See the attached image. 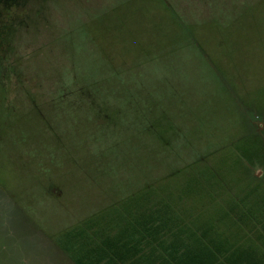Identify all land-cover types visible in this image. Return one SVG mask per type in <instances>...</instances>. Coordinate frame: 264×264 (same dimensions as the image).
<instances>
[{
  "label": "rangeland",
  "instance_id": "1",
  "mask_svg": "<svg viewBox=\"0 0 264 264\" xmlns=\"http://www.w3.org/2000/svg\"><path fill=\"white\" fill-rule=\"evenodd\" d=\"M256 138L264 0H0V264H75L67 230Z\"/></svg>",
  "mask_w": 264,
  "mask_h": 264
},
{
  "label": "trees",
  "instance_id": "2",
  "mask_svg": "<svg viewBox=\"0 0 264 264\" xmlns=\"http://www.w3.org/2000/svg\"><path fill=\"white\" fill-rule=\"evenodd\" d=\"M256 139L232 154L231 170L264 166V142ZM225 158L194 164L177 192L148 189L114 221L91 216L64 233L62 249L75 264H264V176L240 183L227 175Z\"/></svg>",
  "mask_w": 264,
  "mask_h": 264
}]
</instances>
